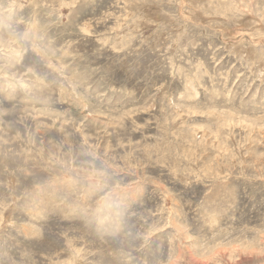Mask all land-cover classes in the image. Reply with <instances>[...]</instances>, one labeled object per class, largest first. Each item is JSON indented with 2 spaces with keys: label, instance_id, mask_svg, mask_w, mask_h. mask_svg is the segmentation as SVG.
Instances as JSON below:
<instances>
[{
  "label": "rangeland",
  "instance_id": "rangeland-1",
  "mask_svg": "<svg viewBox=\"0 0 264 264\" xmlns=\"http://www.w3.org/2000/svg\"><path fill=\"white\" fill-rule=\"evenodd\" d=\"M0 264H264V0H0Z\"/></svg>",
  "mask_w": 264,
  "mask_h": 264
}]
</instances>
